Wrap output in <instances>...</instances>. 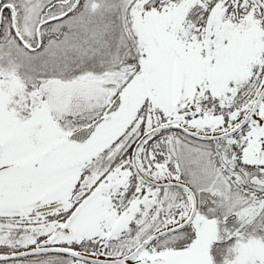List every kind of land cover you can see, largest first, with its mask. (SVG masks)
<instances>
[{"label":"snow or ice","instance_id":"1","mask_svg":"<svg viewBox=\"0 0 264 264\" xmlns=\"http://www.w3.org/2000/svg\"><path fill=\"white\" fill-rule=\"evenodd\" d=\"M0 264H264V0H0Z\"/></svg>","mask_w":264,"mask_h":264}]
</instances>
